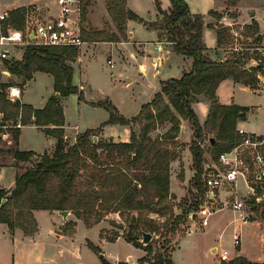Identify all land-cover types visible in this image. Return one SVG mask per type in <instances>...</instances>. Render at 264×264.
<instances>
[{
  "label": "trees",
  "instance_id": "obj_1",
  "mask_svg": "<svg viewBox=\"0 0 264 264\" xmlns=\"http://www.w3.org/2000/svg\"><path fill=\"white\" fill-rule=\"evenodd\" d=\"M155 1L156 9L162 16L158 21L147 22L127 6V0H108V11L121 30L126 28L128 19L144 22L158 29L159 38L169 42L177 53L193 60L192 67L180 77L164 81L162 89L142 106L138 115L126 117L110 99L91 101L92 105L105 108L110 114L109 118L100 127L79 133L75 142L70 143L65 136V114L59 97L53 95L45 107L35 108L7 99L6 93L0 90V112L4 113L5 119L0 126L11 128L14 145L10 151L16 165L29 163L22 172H17L14 187L0 188V223H6L11 231L21 228L26 235H34L38 231L34 211L39 209L69 210L87 225L100 222L112 212L119 213L121 217L128 214L131 220L123 237L146 251L139 258V264H179L172 258V249L167 251L160 245V238L174 216L173 207L170 206L173 198L170 190L171 163L179 157L177 142L182 121H188L194 131L190 145L195 172L192 184L205 193L207 188L201 181V175L206 153H211L219 161L221 153L240 144L244 135L239 132V122L247 119L250 110L248 106L221 103L217 89L221 82L229 78L244 85H255L262 64L260 60L263 59V53L258 48L264 44L257 45L256 54L253 55L250 52L252 47L239 45L238 41L232 44L229 26L207 24L205 15L194 13L187 0H170L169 9L162 8L161 0ZM231 1L236 3L238 0ZM26 13L25 7L9 11V17L0 23V35L7 34L10 27L25 29ZM209 14L217 19L223 17L217 10H210ZM206 26L216 28L217 48L226 53L224 60L211 57L210 48L204 40ZM259 33L260 25L256 19L243 31L245 36H257L254 39L256 42L262 39ZM107 38L109 41L119 40L116 34ZM236 47H240L239 50ZM77 56L78 47L75 46L31 42L26 46L21 60H5V64L12 73L23 76V84L33 78L37 71L48 72L54 76L55 90L60 96L77 93L79 99L84 100L83 89L73 83L72 62ZM254 61L258 65L253 66ZM1 86L5 88L8 84ZM199 96L210 101L204 122H201L193 106L199 101ZM33 117L43 131L56 138L52 153L39 155L32 150L19 148L21 129L17 124H29ZM107 124L129 125L132 129L130 141L99 137ZM162 128H166L163 133L158 132L156 137L152 135L154 130ZM95 137L98 139L95 140ZM211 137L216 140L214 144L210 141ZM207 139L210 145L205 143ZM259 139H264V136L260 135ZM260 151L264 154V144ZM247 162L252 167L249 158ZM263 187L264 183L258 185L259 193H263ZM254 202V208L261 210L260 217L264 222V199ZM191 212L192 209H185L176 216L169 231L171 238ZM150 213L165 218V221L161 223L160 219L150 217ZM74 224L68 221L65 227ZM144 232L160 234V237H153L145 245L142 241ZM105 233L107 231L103 230L102 234ZM115 235L106 237L113 241L120 236L118 233ZM89 246L100 255L103 264H111L102 254L101 247L90 241ZM228 264L252 262L238 255Z\"/></svg>",
  "mask_w": 264,
  "mask_h": 264
},
{
  "label": "rangeland",
  "instance_id": "obj_2",
  "mask_svg": "<svg viewBox=\"0 0 264 264\" xmlns=\"http://www.w3.org/2000/svg\"><path fill=\"white\" fill-rule=\"evenodd\" d=\"M27 1L28 0H0V4H2L3 7L8 8L9 11L19 7L26 8V26L25 29H19L25 32L28 31L30 26L33 27V22H35L37 19H44L46 17L54 15L55 11L51 7V5H53V1L55 2L57 0H36L41 1V4L30 3L27 5L16 6ZM187 1L190 2L192 10L194 12H201L205 15V17L209 14L210 10L219 9L217 11L220 12L223 17L221 19L211 17L210 19L215 21V23L218 25H225L231 28L233 45L238 41L239 45H243L244 47H252L251 51H249L253 55H255V47H257V45L264 44V0H238L236 3H233L231 0ZM84 2L85 4L82 16V25H85L87 27L86 31L91 34H87L89 37H92V39L95 41H109L107 40L108 35L116 34L119 37V40H122V38L123 40L127 39V37H125V29L121 30L116 22L112 19L108 11V4L105 3V0H84ZM161 4L162 8L165 9L164 7L170 5V0H161ZM137 6H139L138 8L139 10H141L140 12L143 14V16L147 17L149 16L150 10L153 12L157 10L155 0H152V2L150 3H145L144 1H142L141 4ZM252 7H258L262 17L261 21L263 23L260 24L258 22L260 25L259 34L262 36V39L259 42H256L254 40L257 36L248 37L243 34L245 26L251 24L255 19L254 16L256 14L251 15L249 12V9H251ZM158 15L162 16L159 12ZM112 22L114 24H112ZM147 33L148 31H145L141 33V35L139 33H137V35H148ZM206 36L207 43L212 44L213 38H211L209 29L207 30ZM145 37L148 39L152 38V36L150 35ZM107 48L108 47L103 48V51L97 54L94 58L87 59L81 67H79L78 65L75 67L74 82L78 83L81 79L87 81L92 88L97 89L99 92L105 94L106 97H108L116 105L121 114L125 115L126 117H132L131 115H136L138 112H136L137 104L149 98V94L155 91L153 89V85L151 84V80L156 79V76L154 74L157 69L151 62V59H149L146 60L147 72L144 71L142 73L139 70L140 60L131 58L129 64H122L117 58H115V54L113 57L114 66L111 67L110 63L108 62ZM150 48L154 49L153 44H150ZM79 51L80 47L78 48V54ZM171 64L173 67H175L178 62H172ZM1 66H3L2 63ZM22 78L23 76H21L20 78H16V81H20ZM12 79L13 81H15L14 76L12 77ZM51 81V76L47 74H40L34 81H32L28 85V95L32 100H40L42 95H44L49 88ZM221 94L224 98L234 96L236 103H241L249 106L250 114L248 120L250 123L246 125H248V127L252 130H257V132H264V93H261L259 91H248L245 90L243 86H232L230 82H226L221 88ZM62 103L66 109L67 120L71 125L79 124L81 128L94 129L100 127L108 119V113L105 108L92 105V103H86L83 100H80L77 93L67 95L63 99ZM205 103L206 102L204 100L201 103H198L196 106V112L201 121L204 118V114L206 112ZM107 125H104L103 130ZM18 127L22 129L24 125L22 124V126ZM1 128L8 129L5 126H0V129ZM115 129L118 130V128ZM0 135L2 134L0 133ZM152 135L154 137L157 136V129L153 131ZM255 135L258 138L260 137V134ZM185 137H187V134ZM193 138L194 136L192 135L189 139L181 138L177 142V152L179 154V157L177 159H181V161L179 162L178 166L176 168L173 167V170L171 171V175H173V189L175 192H173V198L170 201V206L173 207L174 216L170 221L171 225L169 226V228H165L163 230L164 236L160 238V245L165 250L170 251L173 247H176L177 243H179V240H181V236H183V234H185L187 230H191L190 233L182 238L180 244L183 247L182 249H177L176 258L184 260L186 264H215V260L218 259V257L216 253L214 254L210 250V246L213 244H217L220 248L218 250V253H221V251L224 249L229 251L230 255L228 260L222 261V264H228L235 257L232 255L235 254L236 250L234 239L235 234L233 230L234 226L232 224H229L230 218L233 217V213L226 208L223 211L215 212L213 215H211L209 224L206 226H203L201 224L200 216L193 217L192 215V213L197 214L201 209L205 207H210L211 209L216 208L217 205L212 203L211 200H208V187L205 183L204 175L208 171L209 166L221 167L219 161H216L211 153H206L204 171L201 175V181L207 188L205 193H201L200 190L194 187V185L192 184V178L188 182L186 180V184L182 183L185 180V168H187V175L189 176L190 166L187 151H191L190 145ZM3 142H5V140H3L2 137V140H0V147L3 146ZM52 142H54V139H52V137H47L44 134H37L36 132H34L33 128L24 130L22 143L25 146L48 152L53 147ZM205 143L207 145H210L209 139H207ZM263 144L264 142L262 143V145ZM3 149L7 150L5 146ZM34 152L39 155L45 153L36 151ZM246 155H248V157H246L251 161L252 154L250 152H247ZM2 161H10L9 156H7L6 159L4 158ZM28 165V162H22L20 167L22 170H24V168ZM252 173L253 172L250 171L249 176H251ZM228 188V190L222 189L229 193L227 198L222 201L223 204L224 202H229L236 198L243 199L247 204V209L251 212L249 221L258 218L263 222L260 217L261 210L254 208V201H262H258L256 199V196H253L249 193V188L246 183H244V180L242 178L238 181L237 189L233 190L232 187ZM259 194H261L264 198V191L263 193ZM189 208L192 209V212L188 215L185 223L179 225L177 231L175 232V235H173L171 238L169 231L172 229L173 220L177 215H180L185 209ZM108 215H110V213ZM149 216L155 219H160L161 223L165 221V218H159V216L155 213H150ZM110 217V220H112L113 222L117 221V224L113 225L110 223L109 228H104V230L107 231L104 236L115 237L117 236L115 235L116 233H118L120 236H124L129 228L131 216L127 214L125 215V217H121L118 216L117 213L112 212ZM119 224L121 226H118ZM245 227L247 230L242 233V240L240 242H236V246L240 247L241 244L245 245L250 250H252L254 256H259L264 250V237L261 232L262 230L257 229L258 227L256 226V232H253L251 225H245ZM77 233L78 238L82 240L90 238L93 242L100 244L103 251L102 254L105 256V258H107L108 260L110 259L112 262H114V264L127 262L126 260L129 258L137 259L142 252L141 249L136 248L135 246L124 240H118L115 242L104 241L100 243L99 232L95 229L87 231L83 228V226H81L77 229ZM220 233H222V236H220ZM153 237L159 238L160 234L153 233ZM76 243L79 244L77 239ZM93 257L97 260L101 259L99 254ZM257 258L260 259L261 257H255V259ZM127 263L130 264L129 262ZM252 264L262 263L252 262Z\"/></svg>",
  "mask_w": 264,
  "mask_h": 264
},
{
  "label": "crops",
  "instance_id": "obj_3",
  "mask_svg": "<svg viewBox=\"0 0 264 264\" xmlns=\"http://www.w3.org/2000/svg\"><path fill=\"white\" fill-rule=\"evenodd\" d=\"M142 1H144L145 3L152 2V0H127V6L131 8L132 10H134L135 12H137L139 15H141L147 22L158 21L161 18V16L158 15L157 10H155L154 12L150 10L148 17L143 16V14L140 12L141 10H139L138 8L139 6H137V5H140ZM30 3L41 4V1L28 0L27 2L20 4V5H16V6L27 5ZM105 3L108 4V1L105 0ZM188 3L191 7L190 2ZM170 6H171V1H170V5L164 8L169 9ZM51 7L54 9L55 11L54 15H55L58 10L57 1L55 2L53 1V5H51ZM5 9H8V8H5ZM191 10H192V7H191ZM214 10H219V9H214ZM249 12L251 15L256 14L254 18L257 19L260 24L263 23L261 21L262 17H261V13L258 7H252L251 9H249ZM194 13H201V12H194ZM211 17L213 18L214 16L210 14L206 15L205 17L206 23L207 24L213 23L216 27L217 24L215 23V21L210 19ZM112 24L114 23L112 22ZM125 26H126L125 37H127V39L123 40L122 38V40H119V41H95L92 39V37L88 36L90 33L86 31L87 27L84 25V32H83L84 43L80 47L79 54L77 58L75 59V61L72 62V65L75 71V67L77 65L81 67L82 64L87 59L94 58L97 54L103 51V48H106V47H108L107 56H108V62L110 63L111 67L114 66V59H113L114 54H115V58H117L122 64L123 63L129 64L131 61V58L135 60H140L139 70L142 73L144 71L147 72L146 60L151 59V62L157 69L154 74L156 76V79L151 80V84L153 85V89L155 91L149 94V98L137 104L136 112L137 111L138 112L136 115H138L142 109V106L145 103L151 101L154 95L162 89L163 82L172 77H180L185 71H188L192 67L193 60L189 56L177 53L169 42L163 39L161 40L159 38L158 29L149 27L144 22H140V21L133 20V19H128ZM215 27L206 26L204 30V40L207 46L210 48L209 53L211 57L215 60H224V58L226 57V54L223 52V50H221L220 48H217V45H218L217 44V32H216ZM208 29L210 30L211 38H213L212 44L211 43L208 44L206 41L207 39L206 35H207ZM145 31H148L147 34L152 36L151 39H148L145 37L148 35L142 34V36H140L141 33ZM137 33H139L140 35H137ZM29 43L31 42L25 41L24 43H11L9 45L0 46V90L5 92L7 99L13 102L20 101L24 104H30L35 108H43L48 103L50 97L56 94L54 76L48 72L37 71L34 73L33 78H31L30 80H28L26 83L23 84V78L20 81H16V78H20L21 75L12 73L7 67V65L5 64V60H21L23 58L26 46ZM150 44H153L154 49L150 48ZM5 50H7V57H2L1 53ZM176 61L178 62V64L175 67H173L171 63L172 62L176 63ZM1 63L3 66H1ZM40 74H47L51 76L52 81L46 93L42 95L41 99L38 101H35V100H32L31 97L28 95L27 87ZM13 76L15 78V81H13L12 79ZM226 82H230L232 86L240 85V86H243L245 90L255 92L248 85L235 82L233 79L229 78L221 82V84L219 85L217 89V95H218L219 101L223 104L235 103L238 105L247 106L241 103H236L234 96H231L229 98H224L222 96L221 88ZM73 83L80 86V88L83 89L85 93V100L83 101L86 103H91V101L109 99L108 97H106L105 94L99 92L97 89L92 88L91 85H89L88 82L84 81L83 79L79 80L78 83H75L74 76H73ZM2 84H8V86L5 88H2L1 86ZM11 86H19L21 88L20 98L13 100L8 95V89ZM65 97L66 96L59 97L61 103ZM204 100L206 102L205 103L206 112L201 122H204L207 118V115L210 109V101L202 96H199V101H197L193 105L196 111L197 104L201 103ZM63 108H64V114H65V124H64L65 136L69 140L70 143H74L76 140V136L79 133L84 132L87 129H91V128H81L79 124L71 125L67 120L66 109L64 105H63ZM107 113H108V118H109L110 114L108 111ZM249 114H250V110L248 112L247 119L239 122V127L243 128L245 131H248L250 133L264 135V132H257V130H252L251 128L248 127V125H246L250 123L248 120ZM136 115L134 114L131 116L134 117ZM132 117H128V118H132ZM4 121H5L4 113L0 112V125ZM34 121H35V118L33 117L32 122L24 125V127L21 129L19 148L21 150H33V151L40 152V153L47 152L44 150L41 151L38 149H34L32 147L23 145L22 142H23L24 130L28 128H33L34 132H36L37 134H44L45 136L52 137V139H54V142H52L53 147L50 151H48L49 153H52L56 145V138L51 135H48ZM115 128H118V130H116ZM166 128L157 130V134L158 132L163 133ZM10 129H11L10 127H8V129L6 128L0 129V133L2 134L0 135V140H2V137H3V140H5V142H3V146L0 147V160H1L0 188H7V189L14 187L15 182H16L17 172L23 171L20 167L22 162L20 163L19 166H17L13 153L10 151L11 147L14 145V139H13L12 132L10 131ZM131 130L132 129L129 125L109 124L101 132L100 137H103L108 140L114 139L115 141L128 142L130 141V138H131ZM186 134H187V137H185ZM192 135H193V131H192L191 124L188 121L183 120L182 125H181V131L179 134V139L181 138L189 139L191 138ZM4 146L5 148H7V150L3 149ZM187 153L189 157V166H190L189 176L187 175V168H185V180L182 182L183 184H186L185 183L186 180L188 182L194 175V171L192 168L191 151L188 150ZM7 156H9L10 161L3 162L2 160L4 158L6 159ZM180 161L181 159H176L171 163V171L173 170V167L176 168L178 166ZM184 167H185V162H184ZM172 178H173V175H171V183H170V189L172 190L171 193L173 194V192L175 191L173 189ZM228 194L229 193L224 190L218 191L214 194L215 199L212 201V203L217 205L215 208L216 209L215 212L223 211L226 208L233 213V217L230 218L229 224H232L234 226V229H233L234 234H236V232L241 233V240H242V233H244L247 230L245 225H251L253 232H256L255 229L257 226L258 227L257 229L262 230L261 232L264 237V222L256 218L252 221L248 220L246 223H244L241 220V218L238 216V213H236L231 208V206L225 205L222 203V201H224L227 198ZM211 197H213V194H211ZM111 214L112 213H110V215ZM34 215L38 222V231L34 235H26L21 228H17L13 232L10 230L9 226L6 223H0V264H103L101 259L97 260L93 257V256H97L98 253L89 246V241L101 247L100 244L93 242L90 238H86L85 240L78 238L77 229L80 228L81 226H83V228L87 231L93 230V229L97 230L99 232L100 243L104 241L106 242H115L118 240L127 241L123 236H119L118 238H116V240L110 241L108 240L106 236L102 234V231L104 230V228H109L110 223L114 225V222L110 220L111 217L108 214L100 222L93 224V225H87L83 219L78 218L72 211L68 213L67 220L64 219L63 215H61L58 212V210L52 211V210H46V209H39V210L34 211ZM117 215L120 216L119 213H117ZM41 217L43 220L41 219ZM68 221H73L75 224L67 228L65 227V224ZM190 232L191 230L189 231L187 230V232H185V234L181 236V240L184 236H186ZM220 236H222V233H220ZM234 238H235V235H234ZM76 239L78 240L79 244L76 243ZM181 240H179V243H177L176 247L172 248L171 254H172V258L177 263L186 264L184 260L176 258L177 249H182L183 247L180 244ZM136 248L142 250L141 255L137 259L129 258L126 260L127 262L139 264V258L145 255L146 251L143 248H140V247H136ZM219 249H220L219 245L217 244H213L210 246V250L214 254L216 253L218 257V259L215 260V264H222L223 260L221 259V254L224 253V251H228L224 249L221 251V253H218ZM235 249H236L235 254L232 256L236 257L238 255H243L251 262H255V263L264 262V250L261 252L259 256H254L252 250H250L245 245L241 244L240 249L238 250L236 243H235ZM255 257H261V258L255 259ZM110 262L114 264V262H112L111 260Z\"/></svg>",
  "mask_w": 264,
  "mask_h": 264
},
{
  "label": "built area",
  "instance_id": "obj_4",
  "mask_svg": "<svg viewBox=\"0 0 264 264\" xmlns=\"http://www.w3.org/2000/svg\"><path fill=\"white\" fill-rule=\"evenodd\" d=\"M58 10L55 15L44 19H37L33 22V27H29L28 31L19 30L10 27L7 34L0 35V46L9 45L11 43H24L25 41L33 42L40 45H67L81 47L84 43L82 25V16L84 10V0H57ZM9 9H5L0 4V23L9 17ZM33 36V37H32ZM240 47L235 49L239 50ZM263 53L261 59V67L257 72L258 81L255 86H249L254 91L264 93V46L258 48ZM2 57H7V50L1 53ZM253 66L258 65L257 61L252 63ZM8 95L13 99L21 97V88L19 86H11L8 89ZM17 126H22L21 122ZM239 132L244 135L243 141L235 146L232 150L221 153L219 164L221 167H208V171L204 175L205 183L208 187L207 197L211 202L215 199L214 194L222 189L233 190L238 188V181L242 178L249 188V193L256 196L258 201L264 198L258 191V185L264 183V154L260 151V147L264 139H259L255 133L245 131L239 127ZM247 152L252 154L251 165L247 162ZM247 156V157H246ZM252 171L254 177L249 176ZM264 190V187H263ZM213 194V197H211ZM225 205L238 213L241 220L246 223L251 216V212L247 209V204L243 199L236 198ZM216 209L205 207L201 209L196 216L201 217V224L206 226L209 219ZM235 243L241 241V233L236 232ZM229 253L224 251L221 254L222 260H228Z\"/></svg>",
  "mask_w": 264,
  "mask_h": 264
},
{
  "label": "water",
  "instance_id": "obj_5",
  "mask_svg": "<svg viewBox=\"0 0 264 264\" xmlns=\"http://www.w3.org/2000/svg\"><path fill=\"white\" fill-rule=\"evenodd\" d=\"M33 37V36H32ZM56 97H60V93L59 92H56L55 94ZM97 139V137H95V140ZM211 143L214 144L216 142L215 138L214 137H211L210 139ZM58 212L63 215L64 219L67 220V217H68V213L70 212L69 210H58ZM193 217H196V213H193ZM153 238V234L150 233V232H144L143 233V238H142V241L145 243V244H148ZM130 264H135V263H130Z\"/></svg>",
  "mask_w": 264,
  "mask_h": 264
}]
</instances>
